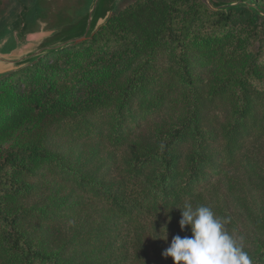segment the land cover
<instances>
[{"label": "trees", "instance_id": "trees-1", "mask_svg": "<svg viewBox=\"0 0 264 264\" xmlns=\"http://www.w3.org/2000/svg\"><path fill=\"white\" fill-rule=\"evenodd\" d=\"M73 41L0 76V134L32 125L0 151V264H165L166 243L192 235L185 201L221 219L245 182L264 200V18L135 0ZM244 209L264 236V207ZM263 240L243 248L253 264Z\"/></svg>", "mask_w": 264, "mask_h": 264}, {"label": "rangeland", "instance_id": "rangeland-1", "mask_svg": "<svg viewBox=\"0 0 264 264\" xmlns=\"http://www.w3.org/2000/svg\"><path fill=\"white\" fill-rule=\"evenodd\" d=\"M135 0H116L113 14L125 9L129 4ZM210 7L208 0H205ZM218 4H237L248 3L258 6L264 12V0H213ZM93 0H1L0 5V38L10 29L14 24L19 25L18 31L24 37L33 31L42 29H58L67 25L74 24L80 19L85 17L89 12ZM239 7H247L241 5ZM211 8V7H210ZM249 8V7H247ZM213 9V8H211ZM250 9V8H249ZM251 10V9H250ZM257 14L255 11L251 10ZM112 14V16H113ZM258 15V14H257ZM260 16V15H259ZM262 17V16H260ZM264 18V17H262ZM78 43V42H77ZM72 44V43H71ZM76 45V44H73ZM66 46V45H65ZM57 51V50H56ZM55 52V51H54ZM55 60L52 59L48 64ZM33 64V63H32ZM31 65V64H30ZM28 67V66H27ZM25 67V68H27ZM24 69V68H23ZM22 70V69H20ZM19 71V70H18ZM17 72V71H16ZM43 72L41 70L40 76ZM9 74V72L4 75ZM48 78V77H47ZM10 79V78H9ZM11 82V81H10ZM12 91H17L21 87L16 80H12ZM100 87L96 81L91 82L89 85L79 87L76 91L72 92L70 100L72 102H80L87 97L94 95ZM36 91L38 94L47 92L45 87H42V82L36 84ZM26 91L16 92L21 96L25 95ZM22 101L23 98H16ZM32 125L28 124L21 126L13 133L0 134V151H6L14 148L18 142L22 141L27 129H31ZM36 129V122L33 121V131ZM25 139V138H24ZM242 174V173H241ZM225 188V187H223ZM239 191V198H233L229 194H222L220 198L221 207L215 209L222 211L221 220L227 221L225 224L226 230L233 235L243 248L249 246L252 242H259L264 239V236H257L255 229L248 220V213L244 206L249 203L254 208L262 209L264 207V200L261 196L255 193L254 187L247 182L243 186V191ZM171 241L166 243V249L170 246ZM264 241V240H263ZM165 264H175L171 257H164Z\"/></svg>", "mask_w": 264, "mask_h": 264}, {"label": "water", "instance_id": "water-1", "mask_svg": "<svg viewBox=\"0 0 264 264\" xmlns=\"http://www.w3.org/2000/svg\"><path fill=\"white\" fill-rule=\"evenodd\" d=\"M115 2L116 0H93L87 15L78 22L53 30L45 29L42 24V29L24 37L18 31L19 25L14 24L0 38V76L23 69L67 44H77L73 41L76 37L86 40L93 36L111 20ZM208 3L213 10H229L245 5L264 17L261 8L248 3L218 4L213 0H208Z\"/></svg>", "mask_w": 264, "mask_h": 264}, {"label": "clouds", "instance_id": "clouds-1", "mask_svg": "<svg viewBox=\"0 0 264 264\" xmlns=\"http://www.w3.org/2000/svg\"><path fill=\"white\" fill-rule=\"evenodd\" d=\"M178 209L182 214L181 230L190 226L192 235L173 237L163 252L164 257H171L175 264H253L243 246L226 230L227 221L217 218L210 207H193L185 201ZM160 233L158 238L167 241V227L162 235Z\"/></svg>", "mask_w": 264, "mask_h": 264}]
</instances>
